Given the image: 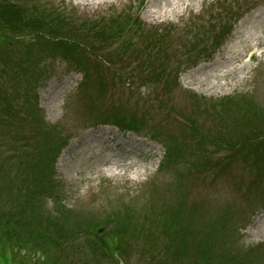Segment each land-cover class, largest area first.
Wrapping results in <instances>:
<instances>
[{
  "label": "rangeland",
  "instance_id": "1",
  "mask_svg": "<svg viewBox=\"0 0 264 264\" xmlns=\"http://www.w3.org/2000/svg\"><path fill=\"white\" fill-rule=\"evenodd\" d=\"M25 2L30 7L40 5L59 17L79 22H98L117 15L133 18L140 10L143 31L148 33L143 35L144 40L153 34L168 35L171 47L164 57H152L150 60L156 67L155 72L160 71L161 64L167 69L159 79L154 72L145 71L149 60L143 55L142 49L133 46L138 52L135 54L133 49L128 52L135 58L130 62L127 58L122 65L113 68L114 72L123 74L132 95L126 85L116 83L117 87L106 92L103 97L96 98L103 106L113 108L112 112L127 111L136 116L140 133L124 134L120 142H123V147L127 142L130 146L134 145L129 142L130 135L140 141L143 159H136L134 155L132 158L139 164L142 162L147 170L142 171L138 179L97 174L100 163L92 160V156L104 151L103 155L109 157L113 152L102 149L110 143L107 140L101 146V141L107 138L104 134L97 140V149L91 150L95 137L88 140L87 133L104 128L82 130L81 120H76L79 101L89 100L85 96L78 100L77 88L82 79L81 74L73 73L62 53L48 52L41 55L38 69L44 76L43 83L37 88L39 76L32 81L31 90L37 88L43 120L54 127L58 138L66 141L55 161V182L47 174L43 178L51 192L58 187L62 205L69 211L80 213L84 219H104L107 213L111 214L112 206H128L130 211L135 210L134 219L137 220L131 223V228L145 226V230L146 218L156 216L154 222L148 219L150 231L154 230L158 234L163 232L160 237H171L177 243L193 237L197 239L191 242L194 246L204 234H217L209 240L214 243L211 249L217 264L228 259H231V264L242 261L245 264L246 261L264 264V246L259 248V245H264V164L260 162L264 159V145L259 150L254 147L249 149L250 146L244 143L247 126L240 123L247 120H242L247 114L258 118L259 125L250 123L252 129L257 128L258 134L254 137L255 134L251 132L250 137L254 138L250 140L252 143L256 138H262L261 143L264 144V44L259 45L261 55L257 54L255 60L248 64L250 69L240 80L237 75L222 77V74L240 65L237 58L246 64L243 59L245 51L257 44L248 39L249 35L254 34L263 39L264 0ZM222 2L226 3L231 13L239 10V16L235 20L233 17L225 18L221 25H207L221 9L226 10ZM230 25V35L218 47L219 39L216 36L222 35ZM221 26L224 31L219 30ZM209 29H215V33L204 34ZM132 34L135 38V33ZM193 43L200 45L194 51L191 46ZM93 47L99 49L101 46ZM119 47L117 43L111 45V54ZM33 51L36 52L37 47ZM92 61L97 63L98 59L95 57ZM168 63L172 65L167 67ZM91 67L89 90L96 95L95 87L98 86L93 82L100 68ZM172 77L174 82L169 81ZM154 95L161 99L160 107L147 102ZM119 108L121 110H116ZM162 147L166 148L165 157L171 155L163 167ZM255 154L261 160L252 163ZM199 156L202 159L197 161ZM202 166H211L208 170L210 174L193 178L191 175L206 169ZM1 176L0 173V180L4 181L5 178ZM88 176L91 180H87ZM181 185L187 187L184 202H181ZM47 207H53L51 201H47ZM150 209L154 211L150 212ZM160 213L166 216L167 221H161L158 216ZM223 214L227 215L226 221L219 218ZM87 215L91 217L87 218ZM23 229L27 231L26 225H23ZM138 242L127 254L123 251L125 248H120L124 245L121 244L120 253H117L119 256H116L119 263L124 264L126 261L133 264V257L137 255L141 264L152 263L154 255L150 251L141 253L143 246L135 250ZM24 253L27 254L23 259L21 255ZM192 255L195 256V253L192 252ZM37 258H40L39 253L28 251L14 255L11 248L0 246V264H37Z\"/></svg>",
  "mask_w": 264,
  "mask_h": 264
},
{
  "label": "bare ground",
  "instance_id": "2",
  "mask_svg": "<svg viewBox=\"0 0 264 264\" xmlns=\"http://www.w3.org/2000/svg\"><path fill=\"white\" fill-rule=\"evenodd\" d=\"M90 2H92V1H95V0H89ZM248 39H250V40H254L256 43H257V45H259V44H264V39H262V38H258L256 35H249L248 36ZM256 45V44H255ZM254 45V46H255ZM233 49H234V46H233ZM235 54H233L232 56H234ZM237 60H238V58H237ZM236 60V61H237ZM248 70V66L247 65H244V67L241 69V72L243 73L244 71H247ZM227 75H233V76H236V71H235V69L233 68L229 73H227V74H224L223 75V78H225ZM188 80H190L189 78H188ZM216 88H218V86H216ZM97 135L99 134V133H96ZM132 140V139H131ZM133 141V140H132ZM134 144H135V146H133V147H129L128 146V151H126V152H122V150H120L119 151V154L118 155H116V156H112V159H119V161H120V163L119 162H111L110 160H106L99 168H98V170L99 171H103V172H105V173H107L108 175H111V176H113V175H123V174H125V173H127L128 175H137V172L138 173H141L140 171H138V169L137 168H134L133 167V169H124L123 167H122V164L123 165H127V164H125V162H126V158H125V156L124 155H130L133 151H135L136 152V154H140L141 155V152L138 150V148H137V142H134ZM118 146V144H116L114 147H117ZM119 155H121L122 157H117V156H119ZM97 158H98V160H101V155H99V156H97ZM132 165V163H130V164H128V167H130ZM133 171V172H132ZM88 178H90L89 176H88Z\"/></svg>",
  "mask_w": 264,
  "mask_h": 264
}]
</instances>
